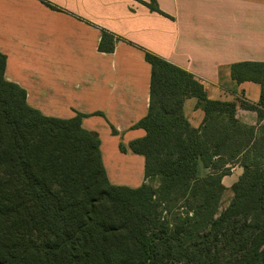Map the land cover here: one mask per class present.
Returning <instances> with one entry per match:
<instances>
[{
	"label": "trees",
	"instance_id": "16d2710c",
	"mask_svg": "<svg viewBox=\"0 0 264 264\" xmlns=\"http://www.w3.org/2000/svg\"><path fill=\"white\" fill-rule=\"evenodd\" d=\"M145 5L160 12L154 2ZM114 49L115 37L104 31L99 50ZM145 59L152 67L149 112L134 128L146 136L129 145L145 158V183L132 189L109 182L99 137L82 128L84 116L64 120L31 108L26 92L5 79L0 53V223L7 228L0 264H50L60 256L92 262L97 234L104 235L100 258L108 264H264V125L241 123L236 102L209 100L189 72L147 51ZM231 77L260 85L263 119L264 62L234 64ZM188 98L203 107L199 128L183 114ZM83 165L106 187L77 213L61 185L66 178L78 184L75 171ZM234 167L243 172L219 213L222 181ZM21 232L35 236L37 251L24 248Z\"/></svg>",
	"mask_w": 264,
	"mask_h": 264
},
{
	"label": "crops",
	"instance_id": "0c3cea01",
	"mask_svg": "<svg viewBox=\"0 0 264 264\" xmlns=\"http://www.w3.org/2000/svg\"><path fill=\"white\" fill-rule=\"evenodd\" d=\"M151 2L160 12L145 5ZM104 31L115 37L112 53L99 50ZM146 51L192 74L209 100L236 102L241 123L264 125L260 85L231 77L234 64L264 62V0H0L5 79L46 117L83 115L114 186L145 183V158L129 145L146 136L134 128L149 112ZM183 114L192 127L203 124L197 99L185 101ZM242 172L223 185L232 187Z\"/></svg>",
	"mask_w": 264,
	"mask_h": 264
},
{
	"label": "rangeland",
	"instance_id": "374dc122",
	"mask_svg": "<svg viewBox=\"0 0 264 264\" xmlns=\"http://www.w3.org/2000/svg\"><path fill=\"white\" fill-rule=\"evenodd\" d=\"M196 101V100H194ZM84 169H87L85 165H83L81 168H78L75 171V178H78L79 182L78 184H71L69 183V178H66L63 182H62V191L63 193H65V197L69 196H73V198H71V204L72 206L76 209L77 213H82L84 211V209H89L93 198H96L97 194L96 192L98 190L104 189V187H106L105 183L102 181H100L99 185H96L94 178L92 177L91 173L89 171H84ZM200 170L201 173L200 175L202 177L206 176V174L208 173L207 170H204L202 165H200ZM233 175V173H232ZM238 173H236V177L237 178ZM233 179V180H234ZM158 178L154 177L150 180V183L156 187L158 186ZM231 180H228L226 183H230ZM233 192H232V188H226V191L223 194L222 197V201L220 204V208H219V213L224 211L230 204V202L233 199ZM70 199V198H69ZM184 211L182 208L178 209L177 212H181ZM102 221H104V218L101 217ZM4 220V219H3ZM6 220V218H5ZM82 226L87 222V219H82ZM5 223H0V237L4 238L6 236V231H3ZM86 230V229H85ZM40 238V237H39ZM95 238L97 239L98 246L94 247L95 250V256L97 257H93L92 259H96L92 262H86L85 260L81 261V262H77L74 264H108L105 263L103 261L101 257L102 255V240L104 239V235L103 234H97L95 236ZM42 239V238H40ZM113 239V235L109 234V240L111 241ZM21 243L24 245V248H27L31 251H37L39 249L38 246H40V243L35 239V236L30 234V233H26V232H21ZM29 250H27L29 252ZM31 253L28 254V258L30 259ZM78 254H82L81 252H79ZM80 259H85L82 256L78 257ZM71 262L66 260L65 258H62L61 256L59 258H57L56 260L53 259V261L50 264H70ZM110 264H120V263H110Z\"/></svg>",
	"mask_w": 264,
	"mask_h": 264
},
{
	"label": "built area",
	"instance_id": "2783aa9c",
	"mask_svg": "<svg viewBox=\"0 0 264 264\" xmlns=\"http://www.w3.org/2000/svg\"><path fill=\"white\" fill-rule=\"evenodd\" d=\"M236 168H238V167H234V168L231 169L232 173L235 172Z\"/></svg>",
	"mask_w": 264,
	"mask_h": 264
}]
</instances>
